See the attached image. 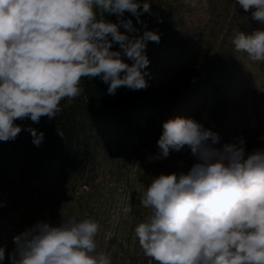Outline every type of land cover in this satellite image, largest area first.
<instances>
[{
	"label": "clouds",
	"instance_id": "1",
	"mask_svg": "<svg viewBox=\"0 0 264 264\" xmlns=\"http://www.w3.org/2000/svg\"><path fill=\"white\" fill-rule=\"evenodd\" d=\"M236 3L255 9L252 18L264 24V0ZM126 12L142 34L134 35L140 29ZM113 14L116 22L105 18ZM145 14L153 15L149 0H0V141L15 140L17 120L55 119L62 100L81 95L82 78L99 77L109 95L146 89V45L161 37L147 29ZM232 43L264 62V29L238 31ZM27 131L40 146L44 133ZM219 141L192 118L163 123L156 159L187 148L195 163L186 173L153 178L141 197L151 215L134 235L155 264H264V148L246 151L243 137L217 148ZM99 228L71 215L58 224L37 221L13 237L9 264H112L110 254L97 251ZM5 252L0 246V264Z\"/></svg>",
	"mask_w": 264,
	"mask_h": 264
},
{
	"label": "rangeland",
	"instance_id": "2",
	"mask_svg": "<svg viewBox=\"0 0 264 264\" xmlns=\"http://www.w3.org/2000/svg\"><path fill=\"white\" fill-rule=\"evenodd\" d=\"M149 2L153 15L141 20L161 38L146 45V90L163 112L137 116L132 125L141 122L142 129L124 138L112 131L105 137L92 134L91 155L78 172L58 158L43 160L39 148L20 133L15 140L0 141L3 264H9L15 235L37 221L58 224L70 215L98 222L97 251L110 254L112 264H133L141 249L133 216L137 211L144 220L151 215L140 203L148 185L162 173H186L195 163L187 148L156 159L157 141L169 119L203 123L218 133L217 148L239 137L248 152L264 148V62H253L232 43L238 31L250 35L264 29L252 18L255 9L245 11L236 0H195V6L192 0ZM134 26L140 29L134 35L142 34L143 26ZM83 186L89 190L76 195Z\"/></svg>",
	"mask_w": 264,
	"mask_h": 264
},
{
	"label": "trees",
	"instance_id": "3",
	"mask_svg": "<svg viewBox=\"0 0 264 264\" xmlns=\"http://www.w3.org/2000/svg\"><path fill=\"white\" fill-rule=\"evenodd\" d=\"M105 18L112 22L117 21L114 14L106 15ZM125 18H131L133 24L136 23L135 17H131L127 12ZM113 46L119 47L118 44ZM80 87L82 93L79 97L69 102H61L62 111L55 119L42 117L39 123H34L30 119L16 121L22 126L20 134L32 145H34L32 136L27 129L31 127L44 133L43 142L37 146L43 160L58 158L72 172L80 171L83 163L91 155L92 134H101L105 137L112 131L116 137L124 138L129 132L142 129L141 122L132 125L137 116L151 114L154 117L163 112L146 89L129 90L121 87L115 95H109L108 84L99 77L82 78ZM169 109L166 111L169 112ZM133 217V229L135 225L145 221L140 211ZM120 247L124 250L123 245ZM137 251L139 253L135 254L133 264H148L150 261L151 264H155V261L146 257L140 248Z\"/></svg>",
	"mask_w": 264,
	"mask_h": 264
},
{
	"label": "built area",
	"instance_id": "4",
	"mask_svg": "<svg viewBox=\"0 0 264 264\" xmlns=\"http://www.w3.org/2000/svg\"><path fill=\"white\" fill-rule=\"evenodd\" d=\"M88 190H89L88 186H83L79 191L76 192V195L79 196L80 194L85 193Z\"/></svg>",
	"mask_w": 264,
	"mask_h": 264
}]
</instances>
